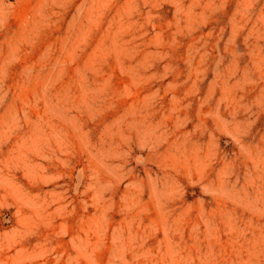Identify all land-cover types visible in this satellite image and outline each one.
<instances>
[{
	"label": "rangeland",
	"instance_id": "rangeland-1",
	"mask_svg": "<svg viewBox=\"0 0 264 264\" xmlns=\"http://www.w3.org/2000/svg\"><path fill=\"white\" fill-rule=\"evenodd\" d=\"M0 264H264V0H0Z\"/></svg>",
	"mask_w": 264,
	"mask_h": 264
}]
</instances>
